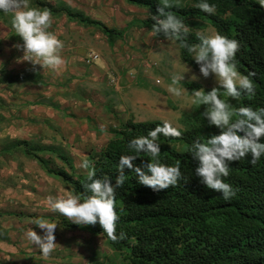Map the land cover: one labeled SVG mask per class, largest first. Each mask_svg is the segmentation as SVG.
Wrapping results in <instances>:
<instances>
[{"label":"trees","instance_id":"16d2710c","mask_svg":"<svg viewBox=\"0 0 264 264\" xmlns=\"http://www.w3.org/2000/svg\"><path fill=\"white\" fill-rule=\"evenodd\" d=\"M126 1L147 11V17L141 24L151 29L154 22L150 19V13L156 14L163 0ZM29 2V6L33 7L35 1ZM40 2H43L38 6L41 10L46 3L37 0V3ZM196 2L173 0L174 7L171 9L190 27L189 42H198L195 28L198 23L207 21L216 33L241 41L243 47L237 54L239 71L243 74L250 70L257 73L254 78L257 89L255 97L243 96L240 101H236L228 97L223 89L219 95L233 106V111L240 106L264 107V8L257 0H209L216 5L217 11L215 15H208L193 6ZM64 10L61 12L70 13L68 8ZM104 28V34L111 37L112 42L125 35L123 29ZM158 38L164 39L163 36ZM180 50L186 61L196 63L185 49ZM4 76L0 78L1 84L2 81H15L16 78L8 72ZM8 107L0 89V109ZM194 120L190 128H177L181 132L180 136L161 135L158 140L161 162L168 165L179 162L186 179L175 187L155 192L140 184L135 173L126 169L127 179L124 186L116 190L115 199V210L119 217L116 230L118 234L121 231L126 233V238L112 242L103 233L99 223L93 225L94 232L119 250L131 264H264V156L255 165L250 162V154L241 161L229 162L230 172L225 182L233 187L236 195L225 201L220 193L206 188L194 175L197 161L189 151L194 140L204 141L220 134L221 130L209 126L203 116L200 120L199 117ZM163 122L161 119H129L122 122L98 150L91 148L80 161H91L98 178L108 176L114 182L118 175L120 156L133 154L128 150V141L147 135L148 131ZM54 137L57 138L56 135ZM59 140L64 144V140ZM15 142V147L4 146L3 152L10 154V149L15 148L16 155L24 153L45 171L48 170V174H60L63 182L81 199L88 195L82 187L85 182L84 171L74 166L77 163L76 155L71 158L62 145L47 144L42 139ZM260 142H264V137H261ZM35 148H44L46 152L52 153L39 156L33 152ZM149 159L147 155L141 154L134 163L141 165ZM49 162L54 170L47 166Z\"/></svg>","mask_w":264,"mask_h":264},{"label":"clouds","instance_id":"9594fccd","mask_svg":"<svg viewBox=\"0 0 264 264\" xmlns=\"http://www.w3.org/2000/svg\"><path fill=\"white\" fill-rule=\"evenodd\" d=\"M257 3L264 8V0H257ZM193 6L208 15H215L217 11L216 5L209 0H197ZM173 7V0H163L156 14L150 13V19L154 22L151 32L154 37L163 36L167 41L178 43L179 48L185 49L191 59L199 65L200 74L204 78L214 75L220 86L211 91L201 88L191 93L192 104L206 106L202 116L207 119L209 126H215L221 131L220 134L204 141L194 140L189 151L197 161L194 175L206 188L220 193L225 201H229L236 195L233 187L225 182L230 172L229 162L241 161L250 154V162L255 165L264 156V142H260L261 137H264V107L240 106L233 111V106L222 99L219 92L223 89L228 97L236 101H240L243 96L255 97L257 89L254 78L257 73L253 70L247 74L239 71L237 54L243 46L238 39L218 32L209 35L197 31L195 36L198 42L190 43V27L171 10ZM0 12L13 14L12 27L23 42L16 47L22 49L24 60L43 69L61 68L64 60L60 52L64 45L62 40L49 31L52 19L48 10L32 8L28 0H0ZM91 54H96L97 58L91 59ZM99 58L100 54L95 51L89 52L85 57L91 59L88 62H95ZM183 79L184 76H173L167 92L174 97H181L185 91L180 87ZM161 135L178 137L181 132L170 122L164 121L148 131L147 135L129 140L127 147L133 154L120 156L118 175L114 182L108 176L98 178L91 161L84 159L77 162L74 166L84 171L85 182L82 187L88 195L83 199L80 195L62 199L50 197L53 211L76 225L99 223L103 233L114 243L125 239L126 233L121 231L118 234L116 230L119 217L115 210V199L116 190L122 188L127 179L126 169L135 173L140 184L155 192L175 187L181 180L186 179L179 162L175 165L161 162V148L158 142ZM141 154L150 159L136 165L134 162ZM41 227L49 234L46 241H42L33 231L27 232L26 236L40 248L41 254L47 257L54 248L55 227L47 224Z\"/></svg>","mask_w":264,"mask_h":264},{"label":"rangeland","instance_id":"374dc122","mask_svg":"<svg viewBox=\"0 0 264 264\" xmlns=\"http://www.w3.org/2000/svg\"><path fill=\"white\" fill-rule=\"evenodd\" d=\"M34 1L35 4L33 3V6H36L37 4H40L41 6L43 3H37V0ZM70 1L72 2V0ZM73 1L77 2L76 4H71L69 2L68 10L70 13L64 14V16H69L70 27L68 28H63L65 26L61 22L62 18H60L63 14H60L59 12L60 6L58 2L52 0L50 3V0H44L46 4L41 7V10H48L51 13L52 23L55 22L57 25L54 26L51 24L49 31L54 27L55 32H52L59 37V39H61L60 35H63L62 42H67V39L71 35L68 31L72 26L70 24L71 21H75L80 26H84L85 29L83 32H86L85 38H83L85 42H90L91 40L94 41L92 36L93 33L88 32L90 29H95L96 33L100 35L99 38H102L97 39L96 42L94 41V44H91L88 47L95 48L100 53V58L95 64L94 62H88V59L84 58V60L80 62V68H85V71L76 69V74L68 73V75L66 74L63 78H60L64 80L63 83L66 85L69 84L72 87L76 86V88L83 90L84 99H81L80 96H77V99H89V101H92L93 99L96 102L93 110L96 111V109H98L102 111L104 113L103 117H113L114 126L129 119H134L136 121L161 119L170 122L176 128L186 129L193 126L196 117H199L200 120L206 106L192 104L191 93L193 90L203 88L206 91L207 89L218 86L219 84L214 75L204 78L200 74L199 65L196 63L192 64L182 57L178 43H173L161 38H154V40L151 36L147 35L143 37L144 34L142 33L140 36L143 45L139 42L137 43L135 41L136 38L131 35L133 30H136H132L131 26L122 28L126 31L128 30V32L129 28H131V34L127 37V43L129 44L128 50L125 52V55L123 49V51L116 53V56L120 58L122 63H124V58L127 61L131 57H134V48L139 50L140 46H143L141 47L142 59L141 63L133 62L130 64L132 67L127 68L130 72H127L126 75L122 74L121 69L116 66L115 63L109 66L110 59H112L117 48L120 47L119 43H115L116 48L111 41V37L108 35H102L104 33L103 30H105L104 27L108 26L109 28H115L113 23H109L111 21V16L115 14V7H112V2L110 0ZM28 3H30L29 0ZM48 3H50V6ZM92 9L96 10V13L101 17H104L105 22H95L94 19L96 18L92 14ZM55 13H57L58 17ZM12 16V13L0 12V61L3 59V64L0 62V70H2V65L4 66V64H6V70H11L14 74L25 70L24 67L29 68L27 73H31L33 71V68L31 67L33 65H31L30 61L23 59L24 53L22 49L16 47V45H22L23 42L19 41L22 39L16 35L15 30L12 27ZM62 29L64 33H62ZM195 30L209 35L216 33L215 28L207 21L198 23ZM123 48H125V46ZM13 64L15 65L9 66ZM137 64L140 65L137 66ZM142 65L145 66L146 69H144ZM140 66L141 71L139 69ZM20 67H23L24 69ZM92 68H97L98 70L95 71ZM54 73L55 72H53V74ZM36 75L38 78L36 80L40 81L41 79H39V77L41 76V73L37 72ZM175 75L184 76V79L180 82V87L185 90L181 97H174L167 92V87L172 83V77ZM46 76L49 83L53 84L54 81L52 75L47 74ZM0 77H5L4 73L0 72ZM20 77L21 76L18 75L15 78L14 87H8V85H10V80L2 81V84L0 80V87L2 86V88L5 89V91H3V89L1 92L4 95H7L8 98L6 97L4 99L8 104L11 103V100L17 104V96H23V93L26 94L25 87L20 83V80H18ZM30 80V75L27 74L26 79H22V82ZM197 85H199V88H196ZM56 86L58 87L57 84ZM16 108L17 106L14 107L13 110H16ZM0 110L3 111L4 109ZM14 112L17 113V111ZM98 121L104 122L103 120H99V118ZM12 129H17L16 121L0 127V148L3 146L15 147V145H17V142L11 140L12 135L17 133ZM80 134L81 140L78 139L74 142L76 148H70L69 150L71 153L67 150L69 157L74 158L75 155L77 156V162H79L80 158L86 156L91 150V147L88 144L89 139L91 140L90 136L87 135L88 138H86V134ZM98 135L101 137L98 136L97 139L92 140L97 142V146H95L96 150H98L112 134L99 132ZM68 136L72 142L75 140L73 133L71 136L68 134ZM33 138L37 137L33 135ZM11 149L13 152L15 148ZM33 152L39 156H49L52 153L51 151L46 152L44 148H35ZM11 155L12 154H10V156ZM13 161L16 160L14 159ZM47 166L52 168L51 162H49ZM47 166L45 165V167ZM55 167L56 166H54V168ZM52 170L54 169L52 168ZM9 172L10 171L7 169H0V189L6 185L5 177ZM46 174H48V170L44 171V177H46ZM51 177L54 178L51 183H49V177H46V179L49 180L46 184L47 191H59L62 195L61 198L76 195L72 189L63 182L60 174L53 172ZM8 178L15 180L14 175H10ZM43 179L44 178L42 177L39 181L41 182ZM10 205L25 206L26 203H12ZM46 209L54 213V216L56 213V216L53 217L54 220L51 217L38 219L40 214L35 216L36 211H34L33 216L29 213L22 218L19 215V212L17 215L13 214L15 216L14 218L17 217V223L10 224V228H1L0 221V252H5L3 245L14 248V252H11L12 260H10V253H8L9 255L6 257L0 255V264H131L128 259L124 258L119 250L113 248L105 238L94 232L93 225H76L68 218L53 211L51 205H47ZM14 218L8 215L5 211L0 213V220L7 219L12 222ZM23 220H25V223L26 221L31 223L29 225V230H35L34 232L42 241L47 240L39 234L42 232V229H40L43 224L42 220H45L47 223L55 227L54 235L56 236V240H54V248L50 255L47 257L43 256L40 248L31 240L29 241V245H32V247H30L29 250H27L28 246H19L22 241L17 243V236L19 237V234H21V229L18 228V222ZM20 249L22 251L21 253ZM20 254L24 255L26 261L20 262L15 259V257L21 258V256H19Z\"/></svg>","mask_w":264,"mask_h":264},{"label":"crops","instance_id":"0c3cea01","mask_svg":"<svg viewBox=\"0 0 264 264\" xmlns=\"http://www.w3.org/2000/svg\"><path fill=\"white\" fill-rule=\"evenodd\" d=\"M52 0H50L51 2ZM59 3V12L61 15L60 18L61 22L64 24L65 27L68 28L69 26V16H64L66 12L65 8H68L69 2L71 4H76L77 1L72 2L70 0H55ZM112 2V7L114 6L115 14L111 16V21L109 23H113L115 28L122 29L125 27H132L133 30L132 34L130 33L131 28L128 30H124L125 35L121 39H117L114 41V45L116 47L115 43H119V46L122 47H116L117 51H115V54H113L112 59H110V64L115 63L116 66H118L121 69L122 74H127V72H130L127 68L132 67L130 64L133 62H139L141 63V47L139 50H136L134 48V57L128 59L124 58V63L120 61V58L116 56V53L123 51L124 49V55L125 52L128 50V43H127V37L129 34L133 35L135 38V41L138 43H142L140 34H144L143 37L151 36V38L160 39L158 37H154L151 29L148 27H144L141 23L143 20L147 17V11L136 6L133 4H129L126 0H110ZM107 2V1H106ZM32 8H38L37 5L33 6ZM39 9V8H38ZM92 14L95 16L96 19H94L96 22H103L105 19L104 17H101L99 14L96 13V10L92 9ZM55 15L58 17L57 13ZM102 15V14H101ZM105 22V21H104ZM108 23V20H107ZM72 26L69 28V32L71 33L70 37L67 39V42L63 41L64 47L62 48L60 55L62 56L64 60V64L61 66L58 70H52V69H43L39 65L32 66L33 71L31 73H27L29 68H25V70L17 72V74H14L11 70H6V64L4 66L2 65L3 59L0 61L2 64V70H0L1 73L8 72L10 74L15 75L16 77L20 75L21 77L18 79L20 80V83L25 87V93H23V96H17V104L13 100H11V103L8 104V108L4 109L3 111L0 110V127L4 126L5 124H11L15 121L17 122V129H12L13 131L17 132L15 135H12L11 140H39L42 139L43 142L47 144H60L62 145L66 150L69 151L70 148L75 147L76 145L74 142H76L78 139L81 140V134H86L90 136L91 140L89 139V146L92 149H95V146L97 142H94L92 140L97 139L99 132H103L104 134L111 133L113 129L117 126H114V118L112 117H103V112L96 109L93 110L94 105L96 102L92 99V101L88 100H80L77 99V96H80L81 99H84L83 97V90H80L78 88L72 87L69 84L63 83L64 80L60 79L63 78L64 75L69 74H76V69H80L81 71H85V68H80V62H82L85 58V56L92 51L97 52L95 48H88L89 45L94 44L100 35L96 33L95 29H90L88 32L93 33L94 41L91 40L90 42H85V32L83 30L85 29L84 26H80L75 21H71L70 23ZM52 25H57V23L53 22ZM123 25V26H121ZM54 31V27L52 28L51 32ZM59 31V30H57ZM62 33H64L62 29ZM137 33V35H136ZM106 36L104 33L102 34ZM59 36V35H58ZM84 37V38H83ZM138 37V38H137ZM59 38V37H58ZM60 40L63 39V35H60ZM154 39V40H155ZM18 41V40H17ZM20 41V40H19ZM125 46V48H123ZM138 49V48H137ZM96 62V61H95ZM94 62V64H95ZM31 63V62H30ZM17 64V62H16ZM9 65V66H14ZM31 65H33L31 63ZM140 64H137L139 66ZM96 66V65H95ZM99 68L98 66H96ZM144 69H146L145 66L142 65ZM23 68V67H20ZM23 68V69H24ZM97 68H92L93 70L97 71ZM100 69V68H99ZM141 71V66L139 67ZM132 71V70H131ZM41 73V76L39 79L40 81L36 80L37 75L36 73ZM53 72H55L53 74ZM104 72V71H103ZM27 74L30 75V81L22 82V79H26ZM52 75L54 83H49L46 75ZM1 78V77H0ZM59 79V80H58ZM58 80V81H57ZM11 85L14 87L15 81H10ZM38 83V84H37ZM69 83V82H68ZM51 84V86H50ZM58 85V87L56 86ZM10 85H8L9 87ZM17 86V85H16ZM3 90L4 88H0ZM5 91V89L3 90ZM3 98H6L7 95H4L1 92ZM8 98V97H7ZM16 110H13L14 107H16ZM14 111H17L14 112ZM122 116V113H121ZM99 120H103L104 122H99ZM11 130V132H12ZM75 136V140L72 142L68 136V134L71 136V134ZM33 135L37 138H33ZM42 137H38V136ZM56 135L57 138L54 137ZM11 136V135H9ZM59 138L64 140V144L60 142ZM87 140V139H86ZM80 142V141H79ZM4 147L0 148V169L4 170L7 169L10 172L5 177L6 185L0 189V213L2 211L7 212L8 215L11 217H15L13 214H18L22 217H25L26 214H31V216H35L40 214V217L38 219H44V217H51L53 219L54 213L50 212L48 209H46L47 205H51L49 198L57 199L61 198V193L59 191H47L46 190V184L49 181L51 183L54 178L51 177V175L46 174V177H49V180L44 177V168H42L35 160H31V158L24 155V153H19V155H16V150L14 149L12 152V149H10V154H5L3 152ZM76 148V147H75ZM12 152V153H11ZM16 161H13V160ZM3 167V168H2ZM10 175H14L15 180L8 178ZM44 178L41 182L39 181L40 178ZM4 180V179H3ZM62 199V198H61ZM12 203H26V205H10ZM30 204V207H29ZM43 214V215H42ZM42 215V216H41ZM10 218V217H7ZM15 219V220H14ZM12 222L9 220L1 219V228H10V224L17 223V217L14 218ZM54 220V219H53ZM42 225H50L45 220H42ZM31 223L25 220L18 222V228L21 229V234H19V237L17 236V243L19 241H22L19 245L20 247H27V250H29L32 245L30 244V240L27 238L26 233L29 231H35V230H29V225ZM53 226V225H52ZM42 229V227L40 228ZM19 233V232H17ZM42 237L47 239L48 233L45 229H42V232L39 233ZM54 235V233H53ZM11 236V235H10ZM54 240H56V236L54 235ZM25 242V243H24ZM5 252L1 253V256H8L10 253V260H12V253L14 252L13 247H8L7 245H3ZM20 249V253H21ZM16 254H17V248H16ZM20 257H15L17 261L23 262L26 261L24 255L20 254Z\"/></svg>","mask_w":264,"mask_h":264},{"label":"built area","instance_id":"2783aa9c","mask_svg":"<svg viewBox=\"0 0 264 264\" xmlns=\"http://www.w3.org/2000/svg\"><path fill=\"white\" fill-rule=\"evenodd\" d=\"M97 58V55L96 54H91V59H95ZM91 59H89L88 61H91Z\"/></svg>","mask_w":264,"mask_h":264}]
</instances>
